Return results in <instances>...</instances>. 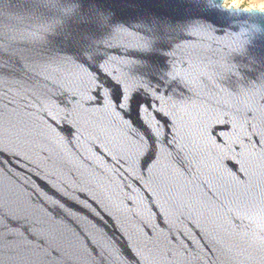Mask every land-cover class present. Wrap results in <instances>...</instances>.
Here are the masks:
<instances>
[{"label":"water","instance_id":"95a60500","mask_svg":"<svg viewBox=\"0 0 264 264\" xmlns=\"http://www.w3.org/2000/svg\"><path fill=\"white\" fill-rule=\"evenodd\" d=\"M223 2L0 0V264H264V8Z\"/></svg>","mask_w":264,"mask_h":264},{"label":"rangeland","instance_id":"374dc122","mask_svg":"<svg viewBox=\"0 0 264 264\" xmlns=\"http://www.w3.org/2000/svg\"><path fill=\"white\" fill-rule=\"evenodd\" d=\"M224 5L226 7L234 6L241 8H264V0H224Z\"/></svg>","mask_w":264,"mask_h":264},{"label":"clouds","instance_id":"9594fccd","mask_svg":"<svg viewBox=\"0 0 264 264\" xmlns=\"http://www.w3.org/2000/svg\"><path fill=\"white\" fill-rule=\"evenodd\" d=\"M223 4H224V3H223ZM223 4H222V8L225 9V10H228L229 8L224 7Z\"/></svg>","mask_w":264,"mask_h":264}]
</instances>
